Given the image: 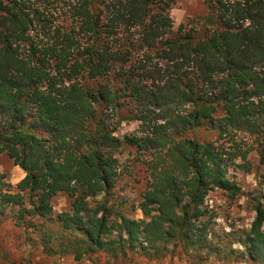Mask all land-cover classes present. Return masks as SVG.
I'll return each mask as SVG.
<instances>
[{
  "label": "trees",
  "instance_id": "16d2710c",
  "mask_svg": "<svg viewBox=\"0 0 264 264\" xmlns=\"http://www.w3.org/2000/svg\"><path fill=\"white\" fill-rule=\"evenodd\" d=\"M175 2L0 0V154L25 172L0 217L16 209L46 254L264 262V191L233 232L206 204L242 192L230 168L251 171V151L264 164V0H205L177 28ZM114 119L137 130L122 139ZM128 146L147 173L137 204L117 194Z\"/></svg>",
  "mask_w": 264,
  "mask_h": 264
},
{
  "label": "rangeland",
  "instance_id": "374dc122",
  "mask_svg": "<svg viewBox=\"0 0 264 264\" xmlns=\"http://www.w3.org/2000/svg\"><path fill=\"white\" fill-rule=\"evenodd\" d=\"M205 0H176L170 9L175 24V28L188 18H195L205 12ZM138 124L133 121H123L116 123L113 120L112 128L118 137L137 130ZM207 134V133H205ZM215 135V134H214ZM240 137L247 138V135L239 134ZM136 149L128 146L118 154L121 164L122 179L117 188V194L135 203L140 200L141 193L146 188L145 165L137 161ZM141 158L147 156L141 155ZM251 161L252 170L244 171L241 167H231L230 176L242 188V192L235 197L228 193L216 190L211 192L206 204L213 211L216 229L233 232L239 228H249L255 217L252 210V197L257 192L264 191L263 176L264 164H259L256 151H251L246 158ZM239 162L242 159L238 160ZM25 176V172L15 165L13 160L5 153L0 154V188L4 191L16 189L17 183ZM70 198L67 194L61 193L54 198V211L56 213L69 209ZM128 206H130L128 204ZM16 211L7 208L6 216L0 217V264H190L188 255L180 251L177 255H169L166 258L157 260H147L145 258L136 259L134 262L119 259L118 261L109 259L106 255H101L99 261L93 262L89 259L76 261L71 255H48L43 251L40 238L35 234H27L26 227H18L14 224L12 216ZM133 217H141L140 211H135ZM30 230V229H28ZM31 231V230H30ZM235 249H241L239 244H235ZM203 264H264L262 261H245L243 258L228 256L226 259L216 255H211Z\"/></svg>",
  "mask_w": 264,
  "mask_h": 264
}]
</instances>
